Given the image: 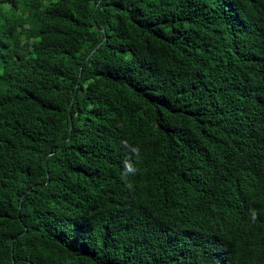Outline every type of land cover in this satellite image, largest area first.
I'll use <instances>...</instances> for the list:
<instances>
[{
	"label": "trees",
	"instance_id": "16d2710c",
	"mask_svg": "<svg viewBox=\"0 0 264 264\" xmlns=\"http://www.w3.org/2000/svg\"><path fill=\"white\" fill-rule=\"evenodd\" d=\"M0 264H264V0H0Z\"/></svg>",
	"mask_w": 264,
	"mask_h": 264
}]
</instances>
